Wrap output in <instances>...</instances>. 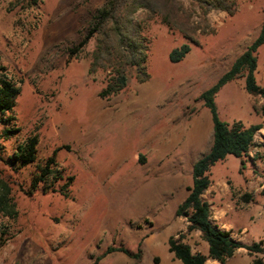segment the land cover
<instances>
[{
  "label": "rangeland",
  "instance_id": "rangeland-1",
  "mask_svg": "<svg viewBox=\"0 0 264 264\" xmlns=\"http://www.w3.org/2000/svg\"><path fill=\"white\" fill-rule=\"evenodd\" d=\"M104 1L0 0V71L20 87L14 110L19 133L0 141V181L17 212H0V264H92L108 246L139 257L114 251L98 264H183L168 238L186 231V217L175 210L191 185L193 163L212 141L210 112L199 95L256 37L264 0H235L232 15L209 11L207 31L177 63L168 54L186 39L157 17L144 21L149 78L138 82L131 71L125 89L107 99L97 95L103 74L87 71L93 41L77 57L67 54ZM180 1L198 22L199 10ZM142 16L137 12V20ZM256 55L255 78L263 86L264 43ZM214 101L221 120L261 127L246 155H227L210 168L204 196L213 218L235 237L248 244L262 239L264 246L263 99L247 93L238 77ZM30 134L38 138L36 161L12 167L7 157ZM50 157L57 178L32 188L37 165ZM249 180L257 195L244 187ZM185 242L207 254L198 231ZM252 258L241 250L227 264H251ZM204 264L220 263L207 258Z\"/></svg>",
  "mask_w": 264,
  "mask_h": 264
},
{
  "label": "trees",
  "instance_id": "trees-1",
  "mask_svg": "<svg viewBox=\"0 0 264 264\" xmlns=\"http://www.w3.org/2000/svg\"><path fill=\"white\" fill-rule=\"evenodd\" d=\"M189 1L193 9L199 10V20L196 23L192 19L191 11L184 8L180 0H105L90 13L86 26L80 33L79 41L67 48L68 58L77 57L88 43L93 41L87 71L89 75L97 72L103 74L104 84L97 93L100 98L107 99L124 90L131 71H134V77L138 82H144L149 78L148 39L142 33L144 21L157 17L161 23L176 30L186 39V42L174 47L168 54L169 61L177 63L189 52L191 43H196V36L207 31L206 17L209 11L221 10L232 15L236 6L235 0ZM139 11H144L141 21L136 18ZM263 43L264 18L256 37L233 60L230 67L199 95L203 105L210 112L212 141L208 151L193 163L191 185L175 210L176 215L186 217L188 221L186 231L180 232L178 237L168 238L169 250L183 264H204L207 258L216 260L220 264H227V259L241 247L245 248L249 255L254 253L262 255L253 257L251 264H264L263 240L244 244L233 239L228 231L212 222L210 204L203 198V194L211 184L210 168L227 155L236 158L246 155L253 145L256 131L261 127L260 123L245 126L240 121L230 123L221 120L214 99L223 85L243 77L245 91L253 96H260L264 107V85H259L255 78L256 53ZM0 69L4 70V67L0 66ZM19 93L20 87L16 82L12 81L5 72L0 71V141L8 140L19 133L14 113ZM37 143L36 134L27 135L17 141L13 153L7 157L10 165L23 168L34 163L37 159ZM53 165L55 163L51 157L37 165L32 188H36L40 183L45 184L50 177L57 178ZM69 183L66 182V186ZM66 186L60 189L63 195L67 194ZM261 194L264 196V188ZM245 199L248 201L249 195L246 194ZM0 212L11 217L17 213L9 187L3 181H0ZM192 231L200 233L201 239L207 244V254L192 252L190 245L185 242L186 234ZM114 251L139 257L138 252L131 253L125 247L108 246L101 255L93 259L92 264H98L105 255Z\"/></svg>",
  "mask_w": 264,
  "mask_h": 264
},
{
  "label": "crops",
  "instance_id": "crops-1",
  "mask_svg": "<svg viewBox=\"0 0 264 264\" xmlns=\"http://www.w3.org/2000/svg\"><path fill=\"white\" fill-rule=\"evenodd\" d=\"M254 142V141H253ZM246 189H247V191L249 192V193H251L252 194V196H253V194L254 195H257L256 193H255V191L256 190H254V191H252V188H253V184H252V180H249L248 181V183H247V185L245 184V186H244ZM260 188V192H261V190L264 188V182L261 184V186L259 187ZM206 193V192H205ZM205 193L203 194V198L204 199H206L207 200V202L210 204V219L212 220V222H214V223H216L221 229H224V230H226V231H228L229 233H230V235H231V237L233 238V239H235V240H237V241H240V242H242V243H244V244H248V243H245L244 241H242L241 240V237L240 238H237V237H235L234 235H233V233L231 232V230H230V227H225V224H224V222H222V221H220V218L219 219H214L213 218V215H212V213H211V211H212V208H213V206H212V203H211V201H210V198H205ZM262 195V194H261ZM264 203V202H263ZM227 214V212L226 211H224L223 210V212H220L219 213V216L220 217H222V216H225ZM263 214H264V209H263ZM245 228H246V226H241V233H244L245 232ZM241 250H243L244 251V254H246V253H248L247 252V250L245 249V248H238L235 252H234V254L233 255H235L236 253H238V251H241ZM258 254V255H257ZM260 253H254V254H252L251 256H253V257H260V256H262L261 254L259 255ZM232 255V256H233ZM231 256V257H232ZM230 257V258H231ZM229 259V258H228ZM227 259V260H228Z\"/></svg>",
  "mask_w": 264,
  "mask_h": 264
}]
</instances>
